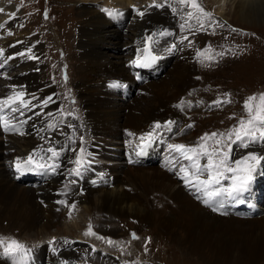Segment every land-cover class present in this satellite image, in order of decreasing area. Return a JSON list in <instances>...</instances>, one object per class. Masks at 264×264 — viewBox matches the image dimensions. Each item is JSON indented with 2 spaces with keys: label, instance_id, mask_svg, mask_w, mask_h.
Returning <instances> with one entry per match:
<instances>
[{
  "label": "bare ground",
  "instance_id": "1",
  "mask_svg": "<svg viewBox=\"0 0 264 264\" xmlns=\"http://www.w3.org/2000/svg\"><path fill=\"white\" fill-rule=\"evenodd\" d=\"M10 1L12 0H0V6L4 9V12L0 13V21L14 10L15 4ZM160 1L155 0L156 3H164V0ZM228 1L231 2L237 23L248 25L264 23V0ZM77 3L82 9V22L78 24L74 33L76 47L74 48L72 40L68 47L67 37L61 39L66 49V52L64 50L66 57L74 54L78 58L77 63L80 64L83 89L74 75L73 80L82 94L78 98L83 101L84 112L81 119L84 128L78 134H82L83 144L80 142L81 137H78L72 128L73 115L61 110L56 96L59 94L58 88L56 89L59 70L51 67L46 59L53 49V45L50 44L51 38H48L49 30L43 34L46 40V45H43L39 33L27 27V22L23 21L20 15H15L5 23L3 29H0V49L4 50L0 62L7 57H13L0 69V97L11 94V86L15 85L16 91L23 90L28 93L26 99L31 100V104L34 105L24 110V116H18V119L27 121L22 128L23 135L18 133L6 135L0 131V226L4 228L7 225L11 227V231L16 229L18 234H22V238L27 236L26 239L62 234L52 233L50 230L53 227L58 229L60 220L66 221L69 220L67 217L72 216L69 215L68 207L57 203L65 200L69 205L75 204L72 211L79 212L78 216L84 220L89 219L94 211L100 213L97 218L99 220H96L98 225L92 227L97 229L99 226V231L105 235L120 236L122 230L119 227L107 228L105 224L111 225L115 223L116 218L132 216L137 220L139 227L146 225L157 227L159 235L168 234L175 244L179 241L176 232L182 230L183 232L179 233L181 242L178 244L181 250L189 255L200 257L206 255V251L214 257H220L221 260L234 259V264H242V260L245 261L243 264H254L256 260L264 259V188L261 183L264 181V172L257 173L250 186L257 187L254 193L260 200L258 204L262 211L256 216H240L233 215L227 210L215 212L210 209L202 199L197 198L200 194L195 193L194 189L185 188V183H182L183 180L176 174L177 169L169 164L174 154L167 145L196 144L192 137L198 136L200 131L204 132L202 124L197 129L194 127L191 130L190 127L178 140L164 136L162 131L166 128L157 130L155 140L159 143L158 156L162 155V159L152 166L145 167L132 161L136 158L140 137L152 131L156 122L164 124L169 119L186 128L197 107L203 111L214 110L212 115L223 112L222 108L210 102L218 100L217 98L210 100V97L203 93L205 89L207 94L210 91L207 83L203 82L205 85L201 83L204 80L209 82L205 75L210 70L205 69L218 64L216 63L218 60H214L215 63L197 62L196 42H189V39L194 40L191 35L197 29L195 20L191 21L193 25L191 30L187 27L182 29L180 25L185 22L181 18L182 14L179 12L174 14L167 6L147 7L153 0H78ZM42 4L45 5V0H42L40 5ZM135 4H139L138 8L144 10L145 14L141 17L135 11L131 13L125 31L115 29L108 17L118 14H110L109 10H118V13L129 12L128 6ZM40 5L39 10H36L39 14ZM175 6L173 4V7ZM219 12L224 19V12L221 10ZM213 20L223 25L215 16ZM119 25L121 26L120 23ZM220 28L215 26L214 31L217 32ZM10 30L18 33L22 44L13 47L11 40L4 42V35ZM161 31L169 34L160 36ZM246 33L253 36L252 32ZM149 35H153L151 47L155 50L156 56L163 59L164 72L157 75L154 80L138 84L134 82L131 74V69L135 71L132 62L136 60L137 54H141L143 47L147 46L146 37ZM185 36L187 39L182 40ZM108 44L117 51L115 55L106 51ZM173 44L177 47L169 54L165 49L171 48ZM29 48L36 59L16 55L19 52H26ZM169 55H173L171 60L168 59ZM56 56L58 57L57 54ZM44 61L48 63L46 67L43 65ZM65 62L67 60L63 61L64 64ZM224 67L218 66L221 70ZM44 69L45 71L41 72ZM48 71L57 73L51 76L55 77V83L46 80L49 76ZM118 88L129 90L127 94L129 96L132 94V99L127 98L123 101L122 98L125 100V96ZM48 97H52V102L44 107L42 102ZM181 101H184V104L176 107ZM184 106L188 108L185 110ZM207 107L216 109H206ZM217 119L219 120L216 116L215 120ZM49 124H55V127L49 128ZM208 131L211 133L212 130ZM168 135L172 137L175 133L171 130ZM49 146L57 149L63 146L64 149L56 161L59 167L54 173L55 177L45 176L47 181L37 187L25 186L16 181L17 176L12 171L16 158L29 155L40 148L47 149ZM81 147L85 149V163L81 175L75 176L70 174V170L75 167L74 161L80 155ZM233 147L234 159L240 158L246 151H264L259 145H253L254 150ZM203 162L202 160L201 163ZM184 163L187 164V161ZM224 183L226 185L228 182ZM189 190H192V196L187 194ZM246 205L250 210H254L251 203L246 201ZM1 227L0 231L9 232L8 229L4 230ZM19 231H25L27 234ZM253 233L262 238L253 237ZM58 245L61 246L60 243ZM41 249L42 256L38 255L36 248L31 247L29 256L27 254L26 257L36 262H41L46 257L49 264H55L54 248L51 253L47 252L45 257L44 247ZM14 257L16 256H1L0 264H8ZM60 257L64 255L60 254Z\"/></svg>",
  "mask_w": 264,
  "mask_h": 264
},
{
  "label": "rangeland",
  "instance_id": "2",
  "mask_svg": "<svg viewBox=\"0 0 264 264\" xmlns=\"http://www.w3.org/2000/svg\"><path fill=\"white\" fill-rule=\"evenodd\" d=\"M16 1L21 6V9L18 10V13H22L21 17L24 21L27 22L28 24V25L26 24L27 27L31 28L32 30H36L38 33H40V28L43 25L42 24L43 20L41 14L37 13L36 10H39V5L42 2V0H33V1L12 0L10 1V3L13 2L15 5H17ZM77 1L78 0H62V1L45 0L46 6L41 8L40 12H43L45 7L49 11V14H47V18H45V23L43 25L44 27H48V29L42 30V34H41L42 38H44L43 34L47 33L48 30L50 34H52L51 28H54L57 31L55 32L56 36L54 35V39H50V44L53 45L52 46L53 49H51L46 59L49 61V65L51 67L59 70L58 72L59 74L55 73V71L53 73L48 71L49 76L46 77V80L51 83H55V77H51V76L52 74H57L58 81L56 86H58V91H59L58 94L56 90L57 96L59 97L61 107H63V110L65 112L66 111L70 112L72 110L74 111L75 119L72 122V128L75 131V133L78 134L80 133V130L84 127V123L82 120H79L76 117V115L78 117L81 116L83 117L84 109L82 106L83 101L82 100L80 101V99L78 98V96H81L82 94L80 89H77V85L73 80V75L76 78V80L78 79L77 81L80 82L81 89H83L84 85L82 83V78L80 73L81 69L79 68L80 64L77 63L78 58H76L73 53H71L73 55H70L71 57L69 56L68 58L66 57V53L63 58H59V56L57 57L56 54L57 52L59 53L60 50L56 48V43H55L56 41L61 42L66 52L65 46L61 38L67 37L66 42L68 47H70L71 40H72L71 42L74 45V48L76 47L77 42L74 33L76 28H78V24L82 22L81 20L82 9L80 8L79 3H77ZM158 1L161 2L160 0ZM201 1L202 0H199V3ZM204 1L205 3H201V4L205 5V9L213 13L216 16V18L220 19V21L223 24V27L217 29V32L215 31L213 32L211 28H208L206 26V30L211 31L208 33V36L215 37L217 40L220 41V44L218 45V49H214L213 51H211V54L215 55L216 53L224 52V55L222 57L216 56L217 59H215V61L218 60L216 61V63L218 62V64H213L211 65V68L205 69L206 71L210 70L205 75L206 79L209 82H206V80H204L201 83L202 85L204 83L205 84L207 83V85H209L207 88L210 91L207 94L205 93L206 92L205 89V92L203 93L204 95L205 94L208 95V97H210V100L215 97L218 100L230 99L232 102L224 103L217 106L218 108H222V109L224 108L223 110L221 109V111L223 112L219 114L212 115V113H214L213 112L214 110H212V112L208 110L203 111L201 108L198 107L196 110H194V112L196 113L198 112V114L194 115L195 113L193 112V115L189 119L190 124L192 123L191 130H193L194 127H196L197 129L199 125L202 124L203 126L202 131H204V132L200 131L198 136L192 137L196 142H198L201 136H203L205 133H208L209 132L208 130H212L211 132H224L230 129L233 125L237 123L240 117L244 115L243 107H242L244 100L248 96H251L254 93L258 94L264 92V23H261L260 25L259 24L248 25L242 22L237 23L233 14L231 2L229 3L228 0H224V2H222V0L221 1L204 0ZM65 7L68 8L65 9ZM219 10L224 12L223 13L225 16L224 20H222L221 17L219 16ZM127 13H129V20H130L131 12H127ZM45 14L46 12L44 11L42 15L45 16ZM68 24L69 25L71 24L70 25L71 27L68 26ZM164 24H166V22ZM239 28L249 33L252 32L251 34H253V36L255 37L249 35L248 33H243V34L233 33L234 31L231 30V29H235L237 32H239ZM229 30L231 32H229ZM28 31L31 34H33L30 29H28ZM205 35L206 33L204 32V30H202L200 33L193 36V38L195 37L196 40L198 39L196 43L197 50L203 51L209 48L208 46L210 43H213L214 45L217 43L215 39L211 40L207 38ZM49 37L50 36H48V38ZM14 39L17 40L16 46L22 44L19 39L18 33L15 32L13 33L10 39L12 44ZM189 42H194V40L189 39ZM109 45L111 44H108V46L106 47V51L109 52L111 55L113 54L115 55L117 51L112 45L111 46ZM64 60H67V62H65V65L68 70L67 72L68 74L62 71ZM197 62H200V58H198ZM212 63L215 62L213 61ZM221 65L225 66L224 69L222 68V70L221 68L220 69L218 68V66ZM43 71H45V69L42 70L41 72ZM41 72L40 74L43 75V73ZM195 78L199 79L198 76H195ZM146 85H148V83ZM119 91H121L123 93V96H125V100L122 99L123 101H126L127 98L132 99L131 98L132 94H130L129 96V94H127L129 93V90H127L126 88H121V90L119 89ZM225 94H229V95L225 96ZM210 102L213 101L211 100ZM206 109H216V108L207 107ZM216 116L217 118H219V120L218 119L215 120ZM81 135L82 134H78V137H81ZM240 150H245V149L240 148ZM252 150H254L253 147ZM125 154L126 153L124 151V155ZM12 164L13 163H10V165ZM261 183L263 184V188H264V181L263 182L261 181ZM188 193L189 192H187V194ZM188 195L192 196L190 195V193ZM76 213H73V215L71 216L72 218H67L69 220L66 221L65 219L63 221L60 220V226H57L58 229H56V227H53L51 228L50 231H52V233H56V232L62 233L55 236H59V238L61 237L60 239L62 240V242H64L65 240L68 241V243L66 244L64 243L66 246L72 243V245L77 246L78 247L77 249L79 250L80 247L83 248H88L90 246H94L97 248L100 246L105 247L104 243H107L106 235L102 234L101 237L105 238L103 239L104 242L103 240H101L100 241L101 243H97V244L93 243V240L90 235H85V233L88 230L87 224L89 220L90 219L94 220V222L91 221L92 223L91 222L90 223L93 225V227H95L96 225H98L96 220H99L97 218H99L100 213L98 214L96 211H94L92 216H89V219H85V220L78 216L79 212ZM126 215L129 216L130 214H126ZM130 217L118 218V219L116 218L114 220L115 223L111 225L105 224V226L107 228H116V229H118L119 227L120 230H122V233L121 231L119 233L120 236L117 237L112 236L113 237L112 240L118 243L123 242L124 248L127 249L129 252H131L130 254L132 256L126 259L129 262H131V264H234L233 263L234 259L230 261L221 260L220 257H214L206 251H205L206 255H201L200 257L196 255L194 256L193 254L189 255L185 251H182L181 247L178 244V242H181L180 240L181 238H179V235L183 232L182 230L179 229L178 232H176L178 233L176 234V238H178L179 241L176 242L175 244L173 238L172 237L170 238L168 234L162 233L161 235H159V229L157 227L151 225L139 227V225H137L138 224L137 220L132 216ZM254 221L258 222V220H254ZM260 228L261 226H259V229ZM3 229L4 230L8 229L7 231L9 232L7 233L12 234L14 238L20 243L25 242L26 240L27 241L30 240L28 242H31V244H33L34 243L33 241H35L36 243H40L41 247L44 245L43 247L46 251L44 257L47 254V252L51 253V249L50 247L46 246L44 238L26 239L27 236L25 238H22L21 237L22 234H18V231L16 229L15 230L13 229L11 231V227L9 228L7 227V225H5ZM2 232L4 231H0V233ZM19 232L23 234L24 233L27 234V232L25 231H19ZM133 233H135L136 237H138L137 239H133L132 236ZM253 234H254L252 235L253 237L262 238V236L255 235L256 233ZM97 237L98 235L95 236V238ZM149 238H150V242H148ZM45 239L48 238L45 237ZM129 244H131V246H129ZM233 245L235 247L234 243ZM41 247L38 249L39 256L41 255L40 253H42ZM119 247L120 246H114V248H119ZM111 253H113L111 257L117 259V253L115 251H111ZM42 261L48 262V260H46V257ZM241 263L243 264L245 263V261L242 260ZM75 264H81V262L79 261ZM254 264H264V259L256 260Z\"/></svg>",
  "mask_w": 264,
  "mask_h": 264
},
{
  "label": "snow or ice",
  "instance_id": "3",
  "mask_svg": "<svg viewBox=\"0 0 264 264\" xmlns=\"http://www.w3.org/2000/svg\"><path fill=\"white\" fill-rule=\"evenodd\" d=\"M173 4L176 6L173 7ZM165 6L171 8L174 14L178 12L182 14L181 18L185 21L180 25L182 29L187 27L191 30L193 27L191 21L193 20L196 22L197 30H205L207 26L208 28H212L214 32L215 26L223 27L218 21L213 20V14L207 11L199 3V0H171V3L169 0H164V3H156L155 0H153V3L147 7L162 8ZM133 9L141 17L145 14L144 10L136 8L135 6H133ZM109 11L110 14H119L118 10ZM3 12L4 9L0 8V13ZM45 18H47L46 15ZM5 23H0V29L5 27ZM167 34L169 33L164 31L159 33L160 36ZM186 39V36L182 38V40ZM152 43L153 35L147 36V46L143 49V56H138L137 59L132 62L135 66L147 67L158 59L157 56L152 54ZM176 47L177 45L173 44L171 48L165 49V51H171ZM31 52L32 50L29 48L26 52H19L16 55L27 56L28 59H36L37 57L32 55ZM3 54L4 50L0 49V56H3ZM223 55L224 52L212 55L210 48L203 51L197 50V56L200 58L201 63L205 61H214L216 56L222 57ZM8 59H13V57H7L3 62H0V69L4 67ZM19 87L22 88L23 86ZM11 88V94L6 97H0V131L23 135L22 128L27 121L18 119V116H24V110L34 105L31 104V100L26 99L28 93L23 90L16 91L17 86L15 85L11 86ZM228 95L229 94H225V96ZM33 99H35V97H33ZM51 102L52 97H48L43 100L42 105L46 107ZM231 102L230 99H226L216 100L212 103L219 106ZM183 104L184 101H181L176 107H181ZM242 107L244 115H242L237 123L230 129L224 132L205 133L194 145L183 143H169L167 145L170 152L174 154L169 160V164L174 169H177L176 174L183 180L187 187L194 189L195 193L200 194L197 198L202 199V202L206 206L213 207V211H216L217 208H223L225 201L244 203L245 201L241 197L244 193L249 191L256 174L264 172V164H262V162H264V152L246 151V153L238 159H234L232 156L234 151L233 146L245 150L252 148L253 145H259L261 148H264V92L258 94L254 93L248 96L244 100ZM70 114L71 113H69V115ZM173 123L174 122L171 120L164 122V124L156 122L153 125L152 131L140 137L142 147L136 155L139 156L143 154V147L150 145L156 138L157 130L166 128L171 131ZM48 127L53 128L55 124H49ZM188 127H192V125H188ZM129 135H132V133H129ZM41 138L43 139V137ZM80 142L83 144V137H81ZM63 150V146H61L60 149L53 146H49L47 149L40 148L38 151L29 154L27 158H16L14 167L21 175L38 170H42L45 173L49 171L55 173L59 167L56 161L59 159ZM79 151L80 155H78L74 161L75 167L70 170V174L75 176L81 175V169L84 167L85 163V149L81 147ZM36 156H39L38 160L34 159ZM202 160L204 161L203 163H201ZM184 161H187V164H185ZM225 181L228 182L226 185L224 183ZM72 182L75 183V181ZM62 194L67 195V193ZM57 203L64 204L68 207L69 215H71V211L75 208L74 203L69 205L65 200L57 201ZM85 235H97L92 230L91 224L88 226ZM132 236L133 239L138 238L135 233H133ZM97 238L102 240L105 239L99 236ZM106 242L110 246L115 244L111 239H107ZM148 242H150V238ZM50 243H56L55 238H53ZM64 243L66 244L68 241L65 240ZM0 248H2L3 254L9 256H26L30 251L24 244L18 242L14 238L0 237ZM53 250L55 251V249ZM63 264H69V262L64 261Z\"/></svg>",
  "mask_w": 264,
  "mask_h": 264
}]
</instances>
